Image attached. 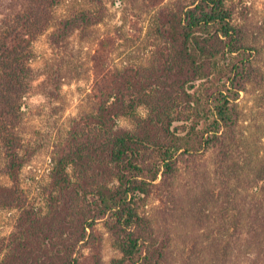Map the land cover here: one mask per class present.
I'll return each mask as SVG.
<instances>
[{
  "label": "rangeland",
  "instance_id": "374dc122",
  "mask_svg": "<svg viewBox=\"0 0 264 264\" xmlns=\"http://www.w3.org/2000/svg\"><path fill=\"white\" fill-rule=\"evenodd\" d=\"M190 2L68 0L48 8L47 31L33 44L35 58L17 122L20 153L25 160L20 187L28 209L49 214L46 191L54 159L74 121L96 115L97 94L104 78L110 83L119 72L132 69V82H145L146 87L149 80L151 93L154 80L164 78L160 69L173 57V51L157 32L158 15L161 11L179 13ZM227 2L233 10V25L241 33L244 52L238 56L242 59L239 62L249 63L243 90L234 102L237 119L223 129L218 144L200 153H178L174 173L164 177L160 172L147 193L137 198V212L148 223L139 229L151 243L163 248L158 264H264V0ZM26 4V0H0V26L22 12ZM82 10L95 13L91 25L73 31L62 48H53L49 34L62 18ZM193 92L188 89V93ZM194 106L192 101L184 108L189 111ZM132 112V118L140 119L149 114L141 105ZM185 115L187 121L172 123L167 139L156 127L149 131L164 143L173 137L171 133L186 136L194 123L188 112ZM117 126L136 128L133 119L124 118ZM1 146L0 141V184L9 186ZM148 147V164L162 165L165 149ZM88 199L92 201V196ZM61 212L64 217L63 209ZM19 215L17 208L0 209V242L9 241ZM51 218L53 213L47 220ZM66 219L70 221L69 211ZM93 229L97 248L81 242L74 258L84 264H95L98 258L99 264L121 259L117 240L104 221H98ZM24 237L35 243L36 257L42 261L51 258L52 249L36 247L37 236L31 230L19 238ZM5 256L6 249L0 259Z\"/></svg>",
  "mask_w": 264,
  "mask_h": 264
},
{
  "label": "trees",
  "instance_id": "16d2710c",
  "mask_svg": "<svg viewBox=\"0 0 264 264\" xmlns=\"http://www.w3.org/2000/svg\"><path fill=\"white\" fill-rule=\"evenodd\" d=\"M26 1L22 12L0 26V141L10 182L0 184V209H20L9 241L0 242V255L6 249L0 264H84L74 253L81 242L97 248L93 225L98 221H104L123 255L112 264H158L163 248L139 229L148 223L137 212V198L147 193L160 172L164 177L174 173L178 153H200L218 144L223 129L236 121L234 102L243 90L249 63L239 62L243 48L241 33L233 25V10L227 0H191L179 13L160 12L157 32L173 51L160 69L164 78L154 80L152 93L149 80L146 87L145 82H132V69L119 72L110 83L101 81L96 115L74 121L54 159L46 191L50 212L42 215L28 209L22 197L25 160L17 122L35 58L33 44L47 31L46 11L68 0ZM94 17L92 10H82L62 18L49 34V44L62 48L73 31L91 25ZM192 101L195 106L187 111L184 106ZM139 105L145 106L148 118H132ZM187 112L194 125L186 136L171 133L173 137L164 143L149 131L156 127L167 139L175 120H188ZM123 118L133 119L136 128L118 127ZM148 145L165 149L162 165L148 164ZM52 213V220H47ZM26 230L37 236L36 247L52 249L51 258L42 261L34 255L33 240L19 238ZM64 234L67 238L61 237Z\"/></svg>",
  "mask_w": 264,
  "mask_h": 264
}]
</instances>
